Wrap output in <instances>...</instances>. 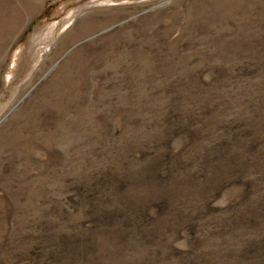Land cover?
Instances as JSON below:
<instances>
[{
  "label": "rangeland",
  "instance_id": "1",
  "mask_svg": "<svg viewBox=\"0 0 264 264\" xmlns=\"http://www.w3.org/2000/svg\"><path fill=\"white\" fill-rule=\"evenodd\" d=\"M0 264H264V0H0Z\"/></svg>",
  "mask_w": 264,
  "mask_h": 264
}]
</instances>
